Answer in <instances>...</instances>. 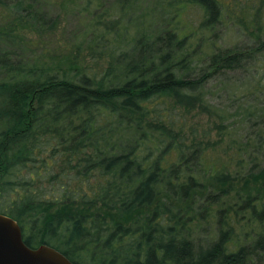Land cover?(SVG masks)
I'll use <instances>...</instances> for the list:
<instances>
[{
	"label": "trees",
	"instance_id": "16d2710c",
	"mask_svg": "<svg viewBox=\"0 0 264 264\" xmlns=\"http://www.w3.org/2000/svg\"><path fill=\"white\" fill-rule=\"evenodd\" d=\"M61 1L92 10L89 64L79 49L23 62L29 20L39 33L57 29L36 0H15L28 19L0 27V213L27 246L49 245L74 264H264L261 15L250 20L252 46L204 50L207 36L194 42L185 20L153 28L129 0L117 1L118 19L99 0ZM182 1L203 10L201 28L225 10ZM121 19L137 29L114 53L103 40L126 41ZM237 70L248 73L238 96L226 76ZM214 79L227 103L213 100Z\"/></svg>",
	"mask_w": 264,
	"mask_h": 264
},
{
	"label": "rangeland",
	"instance_id": "374dc122",
	"mask_svg": "<svg viewBox=\"0 0 264 264\" xmlns=\"http://www.w3.org/2000/svg\"><path fill=\"white\" fill-rule=\"evenodd\" d=\"M6 1L7 3L5 6L0 4V27H3L8 21L16 22V16L18 15H24V19L26 18V12H21L20 9L17 8L18 4L15 3V0ZM117 1L118 0H99L103 8L111 10L113 15L112 19H118L120 17L117 10ZM62 2L61 0H36L33 6L42 12L45 11L47 16L55 19L57 22V29L52 32L39 33L38 25L34 24L32 20H29L26 24L29 25L21 32L23 37H27L30 40L27 44L28 48L21 53L23 62L32 63L46 54L57 59L61 55H66L70 52L75 53L79 49V55L86 56L85 63H91L90 56L88 55L89 50L87 43L92 35L89 34V30L86 28V22L92 10L86 15L85 13L78 12V3L66 4V1H64V3ZM220 2L225 4V10H222V16L219 17V21L208 28L200 27L203 19V10L196 4L187 3L182 0H129L127 8L134 16L141 17L147 23H152L153 28L156 29L165 28L164 23H167L171 18L174 21L179 18V24L181 25L184 24L182 20H185L189 24V27H191L188 28V26L184 24L187 28L186 31L193 32L192 39L194 42H197V39L201 38L203 34L207 36V41H205L206 38L202 37L201 44L204 50H206L208 44L211 43L217 47L230 48H245L252 46L255 36L250 33L252 24L250 20L254 14H260L261 19L264 21V0L262 3H260V0H220ZM24 5L25 2L23 3V6ZM256 8L260 9L258 11L259 13L256 11ZM127 13L130 14L129 12ZM155 15L158 16V19L155 18ZM173 16H175L174 19ZM123 20L125 19H121L120 34L122 35L126 29V41L120 42L119 40H115L111 34L107 36L108 41L103 40L107 48H112L114 53L125 49L131 44L134 32L137 29L135 20L130 23L126 22V24ZM245 24L247 28H245ZM126 42H129L127 46L125 44ZM77 46L80 48H76ZM6 49L7 47L0 41V51ZM258 59L261 61L257 64V67L261 69L255 74V78L260 79L263 77L262 68L264 67V53L259 55ZM108 61L109 57L104 54L103 58L98 61V64L100 67H103L106 66ZM226 76L232 79L230 83L239 86L240 90L237 91L235 95H240L242 92L241 89L244 86L242 82H248L245 81L247 80L246 77L248 73L243 70H237L227 73ZM261 80L264 83V78ZM217 82L218 79H214L208 84L210 90L212 89L214 91L213 100L218 103H227L226 96L228 92L220 89L216 92L214 88H212ZM252 83H254V81Z\"/></svg>",
	"mask_w": 264,
	"mask_h": 264
},
{
	"label": "water",
	"instance_id": "95a60500",
	"mask_svg": "<svg viewBox=\"0 0 264 264\" xmlns=\"http://www.w3.org/2000/svg\"><path fill=\"white\" fill-rule=\"evenodd\" d=\"M0 264H74L59 250L40 244L27 246L18 222L0 213Z\"/></svg>",
	"mask_w": 264,
	"mask_h": 264
}]
</instances>
